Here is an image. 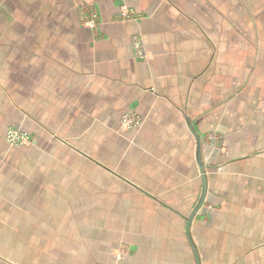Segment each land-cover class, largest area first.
I'll use <instances>...</instances> for the list:
<instances>
[{
  "label": "crops",
  "instance_id": "0c3cea01",
  "mask_svg": "<svg viewBox=\"0 0 264 264\" xmlns=\"http://www.w3.org/2000/svg\"><path fill=\"white\" fill-rule=\"evenodd\" d=\"M79 1L0 0V264H264V4Z\"/></svg>",
  "mask_w": 264,
  "mask_h": 264
},
{
  "label": "rangeland",
  "instance_id": "374dc122",
  "mask_svg": "<svg viewBox=\"0 0 264 264\" xmlns=\"http://www.w3.org/2000/svg\"><path fill=\"white\" fill-rule=\"evenodd\" d=\"M254 1H255V3H259L260 0H250V1L247 0V3H251V2L253 3ZM261 2L264 4V0H261ZM139 15H140L139 17H141L140 13H139ZM134 35H139L140 36V39H141L140 40V48H141V52L143 53V55H137L133 51L135 57H137L139 59L147 58L149 56V52L143 46V41H142L141 34H139V33L133 34L131 36V39H132V37ZM131 44H132V42H131ZM127 114H129L130 117H139L134 112H126V113L122 114L121 119H120V128L122 130L128 129L126 126H124L122 124L123 119L126 118ZM3 131H4L3 133H4V139H5L6 144L8 146L12 147V148H14V147L15 148H25V147H30L33 144L34 145L37 144V139L35 138V136H33V134L29 130L21 127L20 125H17V124H14V123H9L8 125H6L5 130H3ZM65 143H68V142L64 141V144ZM75 143H77V142H74L73 140H71V141H69L68 145H69L70 148L78 150V148L76 147L77 144H75ZM80 150H81V148H80ZM82 150H84V149H82ZM90 159H91L90 160L91 162L94 161L92 159V157ZM125 195H126L125 192L119 193V197L121 199H122V197L124 198ZM119 202H120V200H119ZM118 207H119V209L120 208H124V206H118ZM74 208L76 209V206H74ZM77 208L81 209V208H83V206L79 205V206H77ZM106 208H109V205H104L102 207L103 213H104V209H106ZM137 223H140V222H137ZM74 232H77V231H74ZM117 248L118 249H117V252L115 254H116L117 258H119V259L122 258L129 250V246L124 240H121V241L118 242Z\"/></svg>",
  "mask_w": 264,
  "mask_h": 264
},
{
  "label": "built area",
  "instance_id": "2783aa9c",
  "mask_svg": "<svg viewBox=\"0 0 264 264\" xmlns=\"http://www.w3.org/2000/svg\"><path fill=\"white\" fill-rule=\"evenodd\" d=\"M76 12L79 22L89 28L95 29L100 20L99 7L95 0H80L76 4ZM139 13L132 7L122 5L117 14V18L121 20H130L139 18ZM140 36L134 35L131 39L133 51L137 55H143L140 48ZM139 123V117H130L127 114L122 124L127 128H133Z\"/></svg>",
  "mask_w": 264,
  "mask_h": 264
},
{
  "label": "water",
  "instance_id": "95a60500",
  "mask_svg": "<svg viewBox=\"0 0 264 264\" xmlns=\"http://www.w3.org/2000/svg\"><path fill=\"white\" fill-rule=\"evenodd\" d=\"M197 159H198V162H199V166H200V169L201 171L203 170V167H202V164L200 162V159H199V152H198V155H197ZM204 177V176H203ZM203 183H204V190H203V194L198 202V204L195 206V208L192 210V212L190 213V215L188 216V219H187V224H186V232L188 234V231H189V225H190V222H191V219L194 215V213L197 211V209L200 207L201 203H202V200H203V196H204V193H205V181H204V178H203ZM194 255H195V260H196V264H199V259H198V256L194 250Z\"/></svg>",
  "mask_w": 264,
  "mask_h": 264
}]
</instances>
